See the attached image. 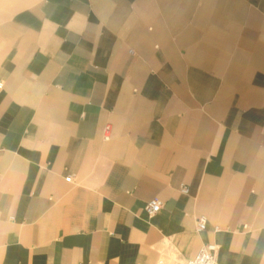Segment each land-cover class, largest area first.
<instances>
[{
	"label": "crops",
	"instance_id": "obj_1",
	"mask_svg": "<svg viewBox=\"0 0 264 264\" xmlns=\"http://www.w3.org/2000/svg\"><path fill=\"white\" fill-rule=\"evenodd\" d=\"M204 242L264 264V0H0V264Z\"/></svg>",
	"mask_w": 264,
	"mask_h": 264
},
{
	"label": "built area",
	"instance_id": "obj_2",
	"mask_svg": "<svg viewBox=\"0 0 264 264\" xmlns=\"http://www.w3.org/2000/svg\"><path fill=\"white\" fill-rule=\"evenodd\" d=\"M106 134L105 139L110 138V126L105 128ZM70 175L67 176V179L70 180ZM190 190L187 184H181L180 191L182 193H188ZM162 203L158 197L152 198L147 205L145 206V211L149 217L154 216L161 210ZM207 229V219L205 216H201L197 219V230L204 231ZM222 230V227L218 224L213 226L214 232H219ZM218 245L215 242H204L199 250L190 258L179 260L176 262H166L164 259H159L156 264H220L218 260Z\"/></svg>",
	"mask_w": 264,
	"mask_h": 264
}]
</instances>
